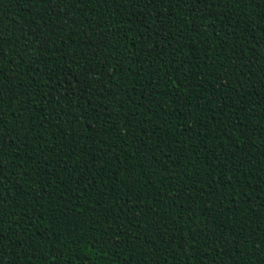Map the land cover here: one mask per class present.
<instances>
[{
  "label": "trees",
  "instance_id": "trees-1",
  "mask_svg": "<svg viewBox=\"0 0 264 264\" xmlns=\"http://www.w3.org/2000/svg\"><path fill=\"white\" fill-rule=\"evenodd\" d=\"M0 264H264V0H0Z\"/></svg>",
  "mask_w": 264,
  "mask_h": 264
}]
</instances>
